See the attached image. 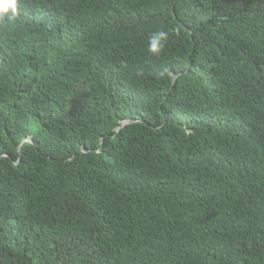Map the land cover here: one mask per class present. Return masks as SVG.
I'll use <instances>...</instances> for the list:
<instances>
[{
    "label": "trees",
    "instance_id": "16d2710c",
    "mask_svg": "<svg viewBox=\"0 0 264 264\" xmlns=\"http://www.w3.org/2000/svg\"><path fill=\"white\" fill-rule=\"evenodd\" d=\"M9 14L0 264H264V0Z\"/></svg>",
    "mask_w": 264,
    "mask_h": 264
},
{
    "label": "clouds",
    "instance_id": "9594fccd",
    "mask_svg": "<svg viewBox=\"0 0 264 264\" xmlns=\"http://www.w3.org/2000/svg\"><path fill=\"white\" fill-rule=\"evenodd\" d=\"M6 13H10L8 15L9 20L17 15V0H0V16ZM160 35H164V33H160Z\"/></svg>",
    "mask_w": 264,
    "mask_h": 264
},
{
    "label": "water",
    "instance_id": "95a60500",
    "mask_svg": "<svg viewBox=\"0 0 264 264\" xmlns=\"http://www.w3.org/2000/svg\"><path fill=\"white\" fill-rule=\"evenodd\" d=\"M174 14H175V12H174ZM176 78H177V77H175V80H176ZM175 80H174V81H175ZM128 121H129V119H128V120H126V121H123V122H122V124L119 126V128H118V129H121V127H122V126H123V125H124L126 122H128ZM28 140H29V141H32V139H31V138H29Z\"/></svg>",
    "mask_w": 264,
    "mask_h": 264
}]
</instances>
